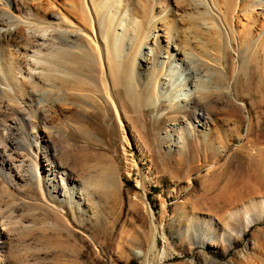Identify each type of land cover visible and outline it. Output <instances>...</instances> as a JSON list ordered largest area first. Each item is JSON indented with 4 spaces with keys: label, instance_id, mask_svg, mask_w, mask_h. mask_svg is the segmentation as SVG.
I'll return each mask as SVG.
<instances>
[{
    "label": "rangeland",
    "instance_id": "374dc122",
    "mask_svg": "<svg viewBox=\"0 0 264 264\" xmlns=\"http://www.w3.org/2000/svg\"><path fill=\"white\" fill-rule=\"evenodd\" d=\"M251 1L28 0L23 16L65 19L85 35L24 26L25 41L35 35L26 58L54 81L23 69L18 83L0 82V155L10 159L0 216L18 228L0 264H264V5ZM242 3L249 7L234 12ZM158 18L195 66L168 61L173 49L150 41L151 59L141 48ZM93 34L113 51L126 87L103 79ZM196 97L206 119L185 113ZM45 152L67 176L64 189L43 196L34 167L46 173Z\"/></svg>",
    "mask_w": 264,
    "mask_h": 264
},
{
    "label": "bare ground",
    "instance_id": "6f19581e",
    "mask_svg": "<svg viewBox=\"0 0 264 264\" xmlns=\"http://www.w3.org/2000/svg\"><path fill=\"white\" fill-rule=\"evenodd\" d=\"M247 1L254 3V1H251V0H247ZM262 2H263V5H264V0H262ZM237 3H238V0H237ZM27 5H28V0H0V64H1V67H0L1 68L0 69V82L2 80H5V81L7 80L10 83H18L19 80L17 79L18 78L17 76H19V75H18V72H16V71H19V73L20 72L22 73L23 69L24 70L26 69L25 73H28V75H30L31 77H34V76L38 75V78H41V76H42L41 74L43 72H37L35 70V69H39V68L43 70L44 68L42 66V63L37 61V60H32V59H27L26 58L27 57V51L30 50L31 45L34 42V40H32V38L35 37V35L34 36L33 35L32 36H28V39L31 40L30 42L25 41V38L23 37V35H21V32H23V27L24 26L27 27V28H31L32 29V27H34L35 25L38 26V25H40L42 23V24H45V26H43V28H45L46 30H49V28H50L51 29L50 33L52 32V35H55V36L59 35V34H62V33L66 34L68 36H75L76 34H79L78 32L82 33L81 29L79 30V29H74V28L71 27V26H73L72 22L70 24L68 22V25H67L65 23V22H67V21H65V19H62V20L58 19V21H56V22H50V21H47V20H44V19H34L33 20L32 18L29 19L28 17H25V15L23 16L22 11L24 9H26ZM89 5H90L89 3H84V5H82L83 7H82V10H81L82 14L81 13L80 14L82 16V19H84L86 21L88 20L87 22H89V24H91L90 28H92V30H95L96 29V20H95V18L93 16V13L90 11L91 9L89 8ZM236 5L237 6H236V9L234 11L236 13H237V11L243 12L244 10L247 9L246 7H249L247 5L244 6V3L236 4ZM212 6H213V9L214 10L216 9V11H217V8H215L213 4H212ZM250 8H249L250 9L249 12H252L254 10L253 9L254 6L250 7ZM262 9L264 11V6H263ZM253 12H255V11H253ZM237 18H239V17H237ZM129 20L133 21V23H137L136 20H133V19H129ZM46 23L49 24V25L46 26ZM77 26H79V25H77ZM168 28L169 27H167V24L165 23V21H162L159 18L155 19V22L153 23V26H152V30L149 33H147L144 36V38H143L144 40H143V42L141 44V48H144L147 51H149L150 54H148V57L151 59L154 56L156 49L154 47H151V46L147 45V44H149L148 42L150 41L154 46L156 44H158L157 45V49H158L159 52H162L164 50L167 51V50L173 49L172 53H169L168 51L167 52L165 51L168 56H166V58L165 57L164 58L165 59L168 58L167 59L168 61L172 62V61L178 60L179 64L191 65L192 62H193V56H192L191 50L189 48L184 47V46H178V45L174 44L172 42L173 40L171 38V35L169 33V29ZM201 28H203V30H204V29H208L209 26L201 25ZM82 34H84V33H82ZM86 35H88V34H86ZM200 38H202L205 41V44H209V42L212 43V41H214V38L211 35H209V34L206 35V36H202V34H201ZM200 38L195 39V44L197 46L201 45L202 41L200 40ZM88 40L89 41L91 40L90 42L92 44V51H94V54H96L95 56H97V58L100 61V64H98V66L99 67L102 66L101 67L102 70L101 69H99V70L102 71L101 73L103 75V79L107 80L105 82L107 83L109 81V83L111 85H113V87H115L117 85L118 86L119 85H124V84H125V87H126V84H127L126 81H123V79L119 75V72H117V68H116L117 61L115 59V56H114L113 51L111 50V48L109 46H107L103 42V40H101L95 34H93V38H90ZM194 48H195V46H194ZM198 48H200V47H197V49ZM95 59H96V57H95ZM25 64L28 67L30 66V68H26L27 66H25ZM193 66H195V65H193ZM76 67L80 68L78 65H76ZM189 67H191V66H189ZM200 70L202 71V69H200ZM158 71H156V70L153 71V76L152 77L156 81L160 82V80L162 79V76L159 73L161 71H159V72ZM80 73H81V71H80ZM98 73L99 74L97 76L101 79L102 77H100V76H102V75H100L101 74L100 71H98ZM198 74H197V76H198ZM4 76H5V79L3 78ZM51 76L53 77V75H51ZM52 77H50V75L47 78H46V76H45V78L43 77L45 80L47 79V83L46 82L45 83L48 84L49 81L51 82ZM99 78H98V80H99ZM55 79L56 80L58 79L57 76L55 77ZM52 81H54V77H53ZM170 83H174V79H173L172 76H171V79H170ZM200 83H203V82L200 81ZM200 83L199 82H195V85L193 84L194 87L197 89V92H198V90L202 89ZM50 85H52V84H50ZM62 85H64V84H62ZM156 86H158V85H156ZM52 87H53V85H52ZM118 88L119 87H117V89ZM202 91L205 92V90H203V89H202ZM199 93L201 94L200 91H199ZM112 103H110V104H112ZM202 107H203V102H202L201 98H197L196 97V99L194 98L192 101H190V102H188L186 104L185 113H189L190 115L194 116L197 119H206L204 117V114L197 112V110L198 109L201 110ZM19 114H22V116L24 117V120H26V122L28 124L32 125V122L30 121V119L26 118V116L28 115V110H26V109L20 110L19 109ZM182 118L185 119V116L182 117ZM17 125H18V121L17 120L11 121V123L9 124V126H10L9 129H11V130L15 129L16 130ZM30 127H32V126H30ZM32 137H33V141L35 143V148L37 150L35 152V157H36L37 160H39V147H40V144H41V141H40L41 138H40V135L38 134V132H36V131L33 133ZM7 151H9V150L7 149ZM31 151H33V150H31ZM44 157H45V159L47 161V164H48L47 166L49 167L48 169H44V170H46V173L43 172V170L39 167V165L36 164L37 166L34 167V174H35V178H36V184H37V187H38L39 191L42 193L43 196L45 195V191H44L45 187H47V189H49L52 193H59L61 191V189H64V186H62V187L60 186L61 182H60L59 178H61V175H63V177L67 176V173L64 172V171L61 172V170H60L59 166L57 165V163H55L54 161H52L49 158V155H48L47 152H45ZM9 162H10L9 158L5 159L4 155H0V170L5 169L4 168L5 166L8 167V163ZM228 202H229L228 204H233L234 205L233 201L230 200ZM239 204H240V202H239ZM10 224L11 223L9 222V217H6V216L5 217L4 216L1 217L0 216V251L3 248H5V244L7 242L11 241L16 236V234L18 232V228L16 226H11ZM155 234H156V232L154 233V235ZM136 254L138 256L142 255L140 252H136Z\"/></svg>",
    "mask_w": 264,
    "mask_h": 264
}]
</instances>
